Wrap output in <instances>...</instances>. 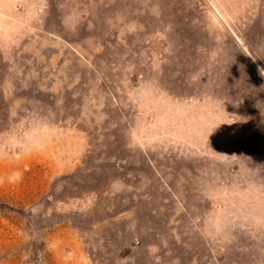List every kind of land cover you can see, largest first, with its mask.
I'll list each match as a JSON object with an SVG mask.
<instances>
[{
	"label": "rangeland",
	"instance_id": "1",
	"mask_svg": "<svg viewBox=\"0 0 264 264\" xmlns=\"http://www.w3.org/2000/svg\"><path fill=\"white\" fill-rule=\"evenodd\" d=\"M0 264H264V0H0Z\"/></svg>",
	"mask_w": 264,
	"mask_h": 264
}]
</instances>
